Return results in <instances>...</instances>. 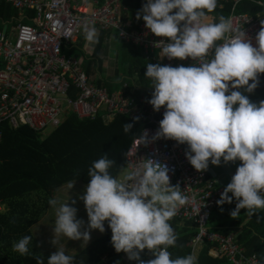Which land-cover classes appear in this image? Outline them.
<instances>
[{
  "label": "clouds",
  "instance_id": "clouds-1",
  "mask_svg": "<svg viewBox=\"0 0 264 264\" xmlns=\"http://www.w3.org/2000/svg\"><path fill=\"white\" fill-rule=\"evenodd\" d=\"M217 6L218 0H147L138 11L137 20L142 17L152 34L169 41L156 45L161 60L196 61L187 67L147 64L145 77L154 89L148 103L156 112L166 110L155 135L149 138L144 130L138 143L164 138L187 144L186 158L197 171L207 170L209 163L220 166L222 158L225 164L241 161L217 201L222 206L235 198L236 207L230 212L235 219L242 209L249 216L264 211V100L256 103L249 98L264 73V20L254 45L244 30L234 29L231 18L209 19ZM82 30L85 47L99 42L98 29L89 20ZM132 127L125 123L124 132ZM114 166L116 161L104 154L88 168L90 182L80 196L88 215L86 227L77 218L76 207L68 202L57 207V199L49 200L56 212L52 243L57 245L60 235L89 242L92 230L106 231L107 221L116 252L126 253L138 264H197L195 254L174 258L169 251L178 240L170 221L188 198L179 184L170 183L168 166L143 159L124 180L112 175ZM31 244L32 236L25 235L13 242L12 250L45 264L42 255L31 251ZM145 249L154 258L141 259ZM47 264H75V260L58 247Z\"/></svg>",
  "mask_w": 264,
  "mask_h": 264
},
{
  "label": "built area",
  "instance_id": "built-area-1",
  "mask_svg": "<svg viewBox=\"0 0 264 264\" xmlns=\"http://www.w3.org/2000/svg\"><path fill=\"white\" fill-rule=\"evenodd\" d=\"M1 1L10 4L18 14L7 21L0 32V141L4 137L2 125L5 123L14 129L29 126L47 134L50 129L53 132L61 127L71 116L81 120L100 117L109 124L118 115H129L136 121H145L143 131L147 130L149 138L155 135L165 107L156 112L144 94L137 98L139 87L135 85V90H129L128 82L122 84L124 91L109 93L106 82L110 77L95 69L94 64L91 74L87 73L90 47L82 50L79 46L85 20L98 32L116 33L122 42L140 48L148 58L162 65L187 67L196 63L191 57L161 60L156 45L161 40L169 42L168 39L152 34L144 20H135V14L123 0ZM235 10L236 6L229 16L234 29L244 30L255 45L263 16L238 14ZM141 135L134 138L127 153V166L119 178L124 180L129 171L140 168L143 159L151 158L168 166L170 183L179 184L188 198L175 218L193 221L198 228L188 244L193 249L188 254H195L197 248L210 243V254L219 257L224 253L231 264H263L258 256L246 253L237 242L236 234H222L208 228L212 211L225 188L222 180L209 176L207 170L197 171L191 165L186 158L187 144L161 138L139 145ZM129 164L132 167H128ZM6 210L0 201V213ZM99 264H110V258L102 256ZM123 264L138 262L128 258Z\"/></svg>",
  "mask_w": 264,
  "mask_h": 264
},
{
  "label": "trees",
  "instance_id": "trees-1",
  "mask_svg": "<svg viewBox=\"0 0 264 264\" xmlns=\"http://www.w3.org/2000/svg\"><path fill=\"white\" fill-rule=\"evenodd\" d=\"M123 2L137 14L146 0ZM235 6L237 9L235 12L238 14L247 13L254 16L260 13L264 20V0H218L215 11L208 14L209 19L218 22L221 15L229 17ZM17 14L18 11L10 4L0 0V32L4 29L5 23ZM104 38L105 34H102L94 51L96 56L101 53ZM124 45H126L124 60H132L129 75L138 77L139 84L145 88L153 89L152 82L145 77L147 64L153 61L147 60L141 49L137 51L132 46ZM259 80L258 88L249 94L250 100L256 103L264 100V73L259 74ZM140 96L141 93H138L137 98ZM148 97L150 100L152 92L148 93ZM125 123L133 125L131 132H124ZM2 127L4 137L0 141V201L7 210L0 213V264H37L32 255L21 256L14 252L13 242L25 235L32 236L31 226L39 222L41 210L46 209L49 199L53 198L58 190L77 182L88 185L90 182L88 168L104 154H108L110 159L116 161V166L110 170L112 175L122 174L124 169L121 167L127 166L128 150L134 138L142 134L145 121H136L129 115H118L112 122L106 124L100 117L95 120H81L77 116H71L61 127L48 135L34 131L29 126L14 129L5 123ZM32 194L45 196L42 199L45 201L43 207L40 204L37 206L38 209L31 206L29 198ZM236 203L233 198L231 204L218 205L212 211L208 228L222 234H236L237 242L246 248V253L258 256L264 264V211L249 216L247 210L242 209L240 215L234 219L230 212L235 209ZM170 224L175 229L178 240L177 246L170 248L169 251L174 258L186 256L191 251L188 244L198 232V228L193 221H181L175 217ZM105 229L102 238L81 253L72 256L75 264H99L104 255L114 258L111 264L126 263L128 255L124 252L117 253L111 243L112 231L107 221ZM35 246L37 245L32 236L30 249L34 254L41 255ZM209 246L210 243L204 246L205 250L198 258L197 264H231L224 253L217 258L209 256L207 254ZM42 256L47 264L50 256ZM152 258L154 257L152 254L149 255L147 249L141 253V259L145 261Z\"/></svg>",
  "mask_w": 264,
  "mask_h": 264
},
{
  "label": "rangeland",
  "instance_id": "rangeland-1",
  "mask_svg": "<svg viewBox=\"0 0 264 264\" xmlns=\"http://www.w3.org/2000/svg\"><path fill=\"white\" fill-rule=\"evenodd\" d=\"M116 34V33H115ZM124 45L122 42L118 41L117 48L119 55L118 57L115 56L114 51H109L107 48L103 51L102 55H104V59H110L109 65L112 67L113 64H115L113 61H117V70L119 75L127 74L129 72V66L132 63L131 59L124 60V57H126V50H124ZM81 48H88L85 47V40L81 44ZM92 51V50H91ZM129 53V51L127 52ZM102 60L103 67L102 72L105 74L107 72L105 65L106 61ZM153 64H156L155 62ZM109 70V69H108ZM52 129H50L47 134H51ZM70 185H73L72 188H70ZM87 184L77 182L73 184H69L65 186L64 188L58 190L54 197L58 201L59 206L60 203H69V206L76 207L78 209L77 212V218L82 219L85 222V227L87 226L88 222V215L86 211L85 204L83 200L80 199V196L84 194L86 190ZM45 196L40 194H32L29 198L30 204L34 209H38V205L44 206L45 201L42 200ZM50 200V199H49ZM75 200L76 203L73 204L72 201ZM35 206V207H34ZM56 219V212L55 209L52 208L49 205L46 209H42L40 213V220L38 223H35L33 227H31V232L33 234L34 241L37 242V246H35V249H37L38 253L41 255H48L51 256L52 253L56 252L58 250V247H63L67 255L74 256L76 254L81 253L83 250L91 246L95 243L98 239L102 238L105 235L104 233H101L99 230H92L91 231V240L89 242H84L83 240H71L68 239L66 236L60 235L57 237V245H54L52 243V240L54 239V222Z\"/></svg>",
  "mask_w": 264,
  "mask_h": 264
},
{
  "label": "crops",
  "instance_id": "crops-1",
  "mask_svg": "<svg viewBox=\"0 0 264 264\" xmlns=\"http://www.w3.org/2000/svg\"><path fill=\"white\" fill-rule=\"evenodd\" d=\"M136 17H137V14H135V20L137 19ZM141 19H143V18L141 17ZM98 33H99V39H100V37H101L102 34H105V38H104V41H103V48L101 50L100 55L99 56H96L94 54V51H95V48H96V46H97L98 43L88 44V46L90 47V49L88 48L89 51H90V55L88 57H89V59H91V61H89V64H87L86 65V68H85L88 74H91V66H92V64H94L95 69L98 68V71L101 72V73H103L102 72V67H103L102 60L104 59V55H102V53H103V51L106 48L109 51H114L116 57H118V55H119V52H118L117 48H115V47L117 46L118 41H120V42H122V41L119 39V37L117 36V34H115V33H109V34H107L104 31L98 32ZM84 40H85V38H84V35H83V38H82L79 46H81V44L84 42ZM122 43L123 44H127V43H124V42H122ZM85 44H86V41H85ZM127 45L134 47L135 49H137V51L140 50V48H138V47H136L134 45H130V44H127ZM75 53L78 54L79 51H77V52L75 51ZM143 56L147 60L153 61V63L154 62L155 63H159L156 59L148 58L145 54H143ZM104 60L106 61L105 68L107 70V72L104 75H106L107 77H110L107 80V82H106V89L108 90L109 93L124 91L122 89V87H123L122 84H123V82H128V84H129V90H133V89L135 90V85H136L137 87H139L138 88L139 91H136V96H137L138 93H141V96H142V94H144L147 102L149 101L148 93L149 92H152L153 93L154 89H147L144 86L140 85L139 82H138L139 78L138 77H131L129 75V73L123 74L122 76L119 75L118 74V70H117L118 68L116 66L117 65V61H113L115 64H113L112 67H111L109 65V62H108L110 59H107V60L104 59ZM176 67H178V66H176ZM99 84L102 85L101 82H99ZM241 163H242L241 161L237 160L234 163L233 162H229V163L225 164L223 162V158H222L221 165L220 166L212 165L211 163H209V167H208L207 171H208V174L211 177H215V178H218L219 180H222V184L224 185V187H226L231 182V179H232L233 175L236 173L237 167L240 166ZM118 176L120 177L122 175L119 174ZM31 227H33V225ZM30 232H31V228H30ZM31 234H32V232H31ZM32 236H33V234H32ZM35 245H37V242H35ZM204 246L205 245L200 246L199 248L196 249L195 255L197 257V260L201 256V254H203L202 252L205 250L204 249ZM190 248H191V251H193V249H192L191 246H190ZM245 250H246V248H245ZM207 254L209 256L213 257V258H217L216 256H213V255L210 254V246H209V249L207 250ZM104 256H107L108 258H110V264H111V262H113V259H114L113 257H110L109 255H104ZM121 264H123V263H121Z\"/></svg>",
  "mask_w": 264,
  "mask_h": 264
}]
</instances>
